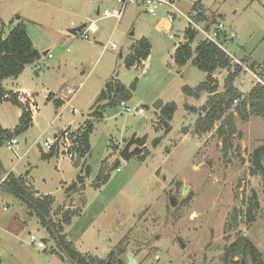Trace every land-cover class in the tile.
<instances>
[{
    "label": "rangeland",
    "instance_id": "374dc122",
    "mask_svg": "<svg viewBox=\"0 0 264 264\" xmlns=\"http://www.w3.org/2000/svg\"><path fill=\"white\" fill-rule=\"evenodd\" d=\"M196 1H200L205 21L217 20L224 25L220 43L231 61L241 67L235 84L246 93L261 81L264 0H182L178 7L187 13ZM116 8L114 0H0V37L13 25L23 23L33 47L41 55L47 54L41 59L45 67L26 66L20 83L29 85L37 75L48 72L43 79L52 91L62 92L57 76L63 78L61 90L65 86L69 90L62 92L65 105L60 107L46 100L44 92L37 94L35 125L16 136L18 144L13 150L5 144L0 146V178L13 166L20 173L30 169V187L54 199L51 220L63 225V214H72L71 223L63 225V234L87 256L105 259L118 246L115 256L122 264H128V255L135 264H221L222 248L239 235L252 243L264 264V191L261 177L250 175L249 163L253 149L264 144V118L250 116L243 122L235 117L237 132L230 153L223 150L216 136L218 124L210 132L194 133L197 116L186 112L184 105L188 102L199 108L205 99L188 100L182 87L197 86L205 74L191 62L178 67L172 58L176 46L184 43L185 21L177 19L166 32L157 26L163 8L150 16L143 9L129 6L118 23L101 15L103 10ZM91 22H95L97 31L88 33V40L81 39ZM83 24L76 36L68 33ZM141 38L151 44L150 55L136 65H141L139 68L127 69L126 57ZM112 44L116 50L110 49ZM250 65H255V70ZM214 75L221 92L227 72L221 70ZM114 78L126 86L137 80L127 104L143 107V116L123 113L118 104H112L105 106L100 119H87L92 113L93 94ZM13 81L5 80L4 88L11 90ZM157 101L163 105L173 102L177 107L167 135L159 122V110L153 109ZM8 104L0 107V116L2 124L10 128L17 121L14 108ZM60 110V118L54 120ZM141 118L144 122L136 131ZM84 120L92 124L90 152L84 159L89 174L83 167L84 160L77 169L73 163L62 162L58 171L56 158L49 163L42 160L41 154L46 152L41 144L53 130L67 126L75 130ZM185 127L189 128L187 134L182 132ZM133 135L135 139L145 138L143 152L149 155L143 161L138 156L127 160L120 157ZM158 137L161 142L154 147L152 142ZM100 174L108 175L105 184L97 181ZM79 176L83 178L81 185ZM68 185L73 189L66 190ZM252 193L259 209L248 224L245 200ZM234 209L240 211L236 227L226 231ZM29 234L41 239L47 251L29 245ZM212 246L221 252L209 254ZM50 251H56V246L34 212L0 191V263L70 264Z\"/></svg>",
    "mask_w": 264,
    "mask_h": 264
},
{
    "label": "trees",
    "instance_id": "16d2710c",
    "mask_svg": "<svg viewBox=\"0 0 264 264\" xmlns=\"http://www.w3.org/2000/svg\"><path fill=\"white\" fill-rule=\"evenodd\" d=\"M194 6L199 11L195 20L197 22L204 21L208 24L209 22L205 21L200 1L194 2ZM198 36L197 32L186 29L183 35L184 43L176 46L172 57L176 66L183 67L188 62H191L193 66L206 75L204 81L197 86L193 88L182 87V92L185 96L196 100L203 93H206L208 97L205 103L199 108L185 104L184 110L197 116L192 129L194 133L210 132L214 125L218 124L215 131L216 136L222 141L223 150L230 153L232 150L231 141L237 132L234 122L235 117H238L243 122L248 121L250 116L264 118V63L259 67L261 72H259L258 76L261 81L254 84L248 92L243 93L235 84L236 79L242 72L241 67L238 64H234L224 51L208 41H201L196 45L195 41ZM150 51L151 45L148 40L144 38L138 40L131 49V55L126 57L125 68L129 69L141 61H145L150 55ZM40 59L41 54L34 49L23 23H17L4 40L0 39V105L10 103L18 107L22 112L18 119V124L13 129H2L0 126V146L27 132L32 127L33 117L32 97L22 92L5 90L2 83L6 79L18 78L26 66L32 65ZM250 69L255 70V65H250ZM217 70H225L227 72L221 92H218V81L213 77ZM136 82L137 80L131 83L128 88L121 85L117 80L107 83L96 98L94 105L96 107L93 109L91 116L98 119L102 117L101 111L105 106H97L101 101H108L106 106L118 104L120 100L129 101L135 90ZM56 106H61V104L56 103ZM176 109L175 103L172 102L163 105L159 110V122L163 127L164 135H167L171 130L170 122ZM81 129L83 132L79 154L83 159L89 151L88 136L92 132V124L85 121ZM182 132L187 134L189 128H183ZM145 142V138L135 140V144L140 147H143ZM160 142L161 137H158L152 142V145L156 147ZM147 155L149 153L144 151L137 158L143 161ZM47 157H51V154ZM249 163L251 166L250 175L261 177L264 191V144L253 149L249 156ZM85 171L86 174H89V167L85 166ZM107 180L108 175L101 177L100 174L97 178L100 184H105ZM73 187H68L66 190H72ZM0 191L12 195L21 204L34 212L40 227L46 231L56 246V251H50V253L57 254L63 261L66 260L70 264H122L119 258L115 256V250L118 249V246L111 250L105 259L79 253L63 234V225L67 226L71 223L72 214H63V225L53 222L50 217V211L54 204L53 197L49 195L36 197L32 189L27 186L23 177L8 174L3 181L0 179ZM245 204L247 208L244 216L247 223L250 224L254 221V214L259 209L255 193L246 198ZM239 214L240 211L233 210L231 221L225 225L226 231H231L236 227ZM222 252L221 264H263L260 253L243 236L237 235L234 241L226 246L224 245ZM237 257L239 261H234V258Z\"/></svg>",
    "mask_w": 264,
    "mask_h": 264
},
{
    "label": "built area",
    "instance_id": "2783aa9c",
    "mask_svg": "<svg viewBox=\"0 0 264 264\" xmlns=\"http://www.w3.org/2000/svg\"><path fill=\"white\" fill-rule=\"evenodd\" d=\"M180 1L182 0H115L117 8L111 11L108 9L103 10L101 15L104 18H113L116 23H118L121 21L126 9L129 6H137L139 9H143L144 12L150 16H155L157 14V11L160 8H163V15L161 19L157 21V25L160 26L161 30L169 32L172 29L173 23L177 19H182L187 25L186 29H191L197 32L198 35L203 36V41H208L224 51L220 43L224 34V25L222 24V22L214 20V22L210 24L209 31L205 32L204 27L206 23L204 21L197 22L195 20L199 11L195 9L194 4L191 6L190 10L187 13H184L178 7ZM95 31V22H91L83 30L80 38L88 40V33H93ZM169 38L172 39L173 36L169 35ZM108 45L109 44H106L104 46V49H106ZM110 49L113 51L116 50L117 47L116 45L112 44L110 46ZM225 53L230 57L227 52ZM140 63L143 64L144 61H141ZM140 66L141 65L135 67L139 68ZM118 105L121 107L123 113H129L135 116H143L144 114L143 107H129L126 101L120 100L118 102ZM61 113L62 110L57 112L54 120L60 118ZM82 132L83 130L81 129V127L76 128L75 130H72L70 126L64 127L57 133H55L51 138L44 140L41 144V148L47 154H50L52 152L56 155V157L66 159L71 163H74L77 156L80 155L79 150L81 149ZM17 144V139L13 138L7 143L6 147L9 150H13ZM117 171H119V168H117ZM28 243L37 250H46L44 242L41 239L37 238L35 234H29ZM157 264L163 263L158 262Z\"/></svg>",
    "mask_w": 264,
    "mask_h": 264
},
{
    "label": "crops",
    "instance_id": "0c3cea01",
    "mask_svg": "<svg viewBox=\"0 0 264 264\" xmlns=\"http://www.w3.org/2000/svg\"><path fill=\"white\" fill-rule=\"evenodd\" d=\"M115 1V0H114ZM194 4V2L192 3V5ZM191 5V6H192ZM133 7H136V8H138L137 6H133ZM203 9V8H202ZM127 10V9H126ZM98 13V12H97ZM99 14V13H98ZM84 25V24H83ZM158 26V25H157ZM14 28V25L7 31V34H5V36L3 37H0V39H2V40H4L6 37H7V35L9 34V32L12 30ZM73 29V28H72ZM158 29L160 30V31H163V30H161L160 29V26H158ZM186 30V29H185ZM96 31H97V28H96ZM95 31V32H96ZM95 32H93V33H95ZM92 33V34H93ZM184 38V37H183ZM142 39V38H141ZM145 39V38H144ZM31 40V39H30ZM151 45V44H150ZM35 49V48H34ZM45 55H47L46 53L45 54H42L41 55V59H42V57H45ZM129 55H131V51H130V53H129ZM50 56V55H49ZM230 58H231V55H230ZM39 60L38 62H36V63H34V64H32V66H34L35 64H37L38 66H44L45 67V65L44 64H42L43 62H44V59L43 60ZM231 59H233V58H231ZM234 61H235V59H234ZM42 62V63H41ZM31 67V66H30ZM37 69H39V68H37ZM25 71V70H24ZM217 71H221V70H217ZM216 71V72H217ZM22 74H23V72H22ZM22 74L18 77V78H16V79H14V81L11 83V85H12V87H11V90H8V91H15V92H22V93H25V94H27V95H29V96H31L32 97V100H33V107H32V109H33V117H32V126H34L35 125V118H36V112H37V106H36V99H37V94L39 93V92H41V93H43L44 92V94H45V99L46 100H52L53 101V103L55 104V106H56V103H59V104H61V106H64L65 105V102H64V98H63V96H62V92H64L65 93V91H69L68 90V87L67 86H65V88H64V91L63 90H61V87H62V80H63V78L61 77V76H57L58 77V79L59 80H57L58 81V83L60 84V86H59V88H58V90L59 91H62L61 92V94L59 95V94H56L54 91H52V88H50L49 87V85L47 84V83H45L44 82V79L43 78H45L46 76H47V74H48V72L47 73H41L40 75H37V78L35 77L34 79H33V81H31V84H29V85H25V84H23V83H20V78H21V76H22ZM215 74V73H214ZM41 75H42V77H41ZM205 77H206V75H205ZM213 77L214 78H216L217 79V77H216V75H213ZM115 80H117L118 82H119V80L117 79V78H114ZM205 79V78H204ZM6 81H7V79H6ZM112 80L110 79L109 81H107V82H105V84H104V87H105V85L107 84V83H109V82H111ZM217 81H218V79H217ZM64 82H66V80L64 79ZM120 83V82H119ZM3 84H5V80L3 81V83H2V85ZM121 85H123L124 87H126V88H128L129 86H126V85H124V84H122V83H120ZM63 85H65V84H63ZM218 85H219V88H218V92H220L219 90H220V84H219V81H218ZM104 87L103 88H98L97 90H96V92L93 94V96H92V98H91V100H92V105H91V110H92V112L94 111L93 109L96 107H94V105H95V101H96V98L99 96V94H100V92L104 89ZM3 88H4V86H3ZM5 90H7L6 88H4ZM249 91V90H248ZM247 91V92H248ZM187 97V96H186ZM207 97H208V95L206 94V93H203L201 96H200V98L199 99H205V101H206V99H207ZM191 97H187V99L189 100ZM194 99V98H193ZM198 99V100H199ZM68 102V104H67V106H69L70 105V103H69V101H67ZM108 101H101L100 103H98V107H101V106H106V103H107ZM172 103V102H171ZM4 104H8V103H4ZM168 104V103H167ZM185 104H187V105H189V103L188 102H186ZM8 105H10V103L8 104ZM3 106V104L2 105H0V107H2ZM7 106V105H6ZM12 108H14L13 110L14 111H12L13 112V115L15 116V119H16V123L12 126V127H10L9 128V126H4L3 124H2V121H3V118L0 116V126H1V128L2 129H13L17 124H18V119H19V117L21 116V114H22V112H21V110L18 108V107H14L13 105H10ZM56 107H60V106H56ZM105 108V107H104ZM195 108H197V107H195ZM73 109V108H72ZM103 111V110H102ZM102 111H101V113H102ZM73 112L75 113L76 112V110L75 109H73ZM56 115H57V112H56ZM92 113L91 114H88V118L87 119H93L92 118ZM86 119V120H87ZM86 120H84L83 122H81L80 124H79V126L77 127V128H82V126H84V122L86 121ZM67 127H69V126H67ZM64 128V127H63ZM60 129H57V131H55V130H53L52 131V136L55 134V133H57L58 131H59ZM90 135H91V133L89 134V136H88V144H89V151H88V153L87 154H89V152H90ZM52 136H50V138L52 137ZM16 138V137H15ZM7 143L8 142H5L4 144L7 146ZM3 144V145H4ZM42 149V148H41ZM43 150V149H42ZM51 154V157H47L48 155H50ZM50 154H47V153H42L41 154V158H42V160H44V161H47L48 163H49V161L48 160H50V159H53V158H56V160H57V162H56V170L58 171L59 170V168H58V166L59 165H61V163L62 162H67V163H71L70 161H68V160H66V159H62V158H58V157H56V155L54 154V153H50ZM87 154L85 155V157L87 156ZM46 157V158H44V157ZM85 157L82 159V160H84L85 159ZM84 165L86 166V167H88L87 165H86V162H85V160H84ZM3 166V162H2V160H0V168ZM7 169H9L8 171H6V173H5V175L2 177V178H0L1 179V181H3V179H5V177L8 175V174H13L14 176H17V177H23L24 179H25V181H26V184H27V186L28 187H30V185H29V174H30V169H27V170H24L22 173H20V172H16L15 171V169H14V166L13 167H11V168H7ZM73 185V184H72ZM68 187H71V185H68L66 188H68ZM31 189H32V191L34 192V194H35V196L36 197H40V196H48L47 194H40L39 193V191H37V190H34V188H33V186H31L30 187ZM65 188V189H66ZM49 196H51V195H49ZM52 197V196H51Z\"/></svg>",
    "mask_w": 264,
    "mask_h": 264
},
{
    "label": "water",
    "instance_id": "95a60500",
    "mask_svg": "<svg viewBox=\"0 0 264 264\" xmlns=\"http://www.w3.org/2000/svg\"><path fill=\"white\" fill-rule=\"evenodd\" d=\"M17 19H19V17H16ZM214 22V20L212 22H209L208 24L205 25L204 27V31L205 32H208L209 31V27H210V24H212ZM85 27V25H81L79 27H76V28H73V29H70L68 30V33L70 35H73V36H76L83 28ZM201 41H203V36L202 35H199L198 38L196 39L195 41V44L198 45ZM45 54V53H44ZM163 106V103L162 101H157L154 105H153V109L155 111H158L161 109V107ZM144 122V118H141L137 125H136V128L135 130L138 131L140 129V125ZM134 141H135V138H134V135L131 137V139L126 143L124 149L121 151L120 153V157L121 159L123 160H127L129 159L130 157H137L139 156L143 150H144V147H138V146H135L134 145ZM229 159V157H228ZM81 163H82V158H81V155H78L76 160L74 161L73 163V167L75 169L79 168L81 166ZM77 182L79 185H81L83 183V178L81 176H79L77 178ZM186 193V190L183 189V194ZM174 204V203H172ZM194 216V215H193ZM192 216V217H193ZM223 249V248H222ZM215 252H221V249L220 248H215L214 246H212L208 253L209 254H213ZM127 261H128V264H135L134 263V260L132 258L131 255H128L127 256Z\"/></svg>",
    "mask_w": 264,
    "mask_h": 264
},
{
    "label": "flooded vegetation",
    "instance_id": "af4514ba",
    "mask_svg": "<svg viewBox=\"0 0 264 264\" xmlns=\"http://www.w3.org/2000/svg\"><path fill=\"white\" fill-rule=\"evenodd\" d=\"M135 140H136V139H135ZM134 145H135V146H138V145L135 144V141H134ZM138 147H140V146H138ZM143 147H144V146H143Z\"/></svg>",
    "mask_w": 264,
    "mask_h": 264
}]
</instances>
